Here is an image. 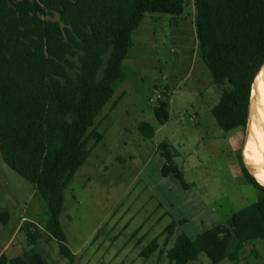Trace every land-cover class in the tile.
I'll use <instances>...</instances> for the list:
<instances>
[{
  "label": "trees",
  "instance_id": "trees-1",
  "mask_svg": "<svg viewBox=\"0 0 264 264\" xmlns=\"http://www.w3.org/2000/svg\"><path fill=\"white\" fill-rule=\"evenodd\" d=\"M200 56L223 87L212 112L226 131L245 130L252 87L264 66V0H196ZM185 0H0V154L30 182L48 207L44 229L60 253L75 264L61 224L65 191L103 134L89 130L125 81L124 61L133 34L147 14L181 16ZM157 120L170 118V103L161 102ZM151 139L155 128L139 126ZM162 155L171 160L164 144ZM171 171L165 164L163 174ZM184 188L188 182L172 169ZM254 187L264 194L255 178ZM9 221V213H0ZM30 248L22 255L0 257V264H49L39 250L44 229L25 220ZM176 222L167 228L173 235ZM264 240V196L226 223L192 238L182 233L166 252L171 264H188L204 253L211 264L239 263L246 248ZM154 240L142 252L150 258ZM164 252V250H162Z\"/></svg>",
  "mask_w": 264,
  "mask_h": 264
},
{
  "label": "rangeland",
  "instance_id": "rangeland-1",
  "mask_svg": "<svg viewBox=\"0 0 264 264\" xmlns=\"http://www.w3.org/2000/svg\"><path fill=\"white\" fill-rule=\"evenodd\" d=\"M196 19V0H185L183 15L147 14L133 34L125 81L89 130L104 138L98 144L91 138L92 153L65 191L61 224L75 264H171L166 252L179 235L194 238L264 196L251 181L254 170L244 156L255 114L253 87L247 128L226 132L212 112L223 87L200 56ZM164 101L170 103V118L162 125L156 109ZM143 122L155 128L153 138L141 134ZM164 144L171 160L162 155ZM167 163L171 171L165 176ZM4 212L9 221L0 220V257L14 258L30 248L21 226L28 220L44 229L48 207L0 154ZM154 240L159 249L144 257ZM39 250L49 264H70L45 229ZM188 264L211 260L202 253ZM222 264H264V240L249 245L239 263Z\"/></svg>",
  "mask_w": 264,
  "mask_h": 264
},
{
  "label": "bare ground",
  "instance_id": "bare-ground-1",
  "mask_svg": "<svg viewBox=\"0 0 264 264\" xmlns=\"http://www.w3.org/2000/svg\"><path fill=\"white\" fill-rule=\"evenodd\" d=\"M251 106L255 114L247 136L244 156L253 164L254 174L264 183V66L253 84V105Z\"/></svg>",
  "mask_w": 264,
  "mask_h": 264
},
{
  "label": "water",
  "instance_id": "water-1",
  "mask_svg": "<svg viewBox=\"0 0 264 264\" xmlns=\"http://www.w3.org/2000/svg\"><path fill=\"white\" fill-rule=\"evenodd\" d=\"M251 165H253L252 163H251ZM255 178L264 186V183L255 175Z\"/></svg>",
  "mask_w": 264,
  "mask_h": 264
}]
</instances>
